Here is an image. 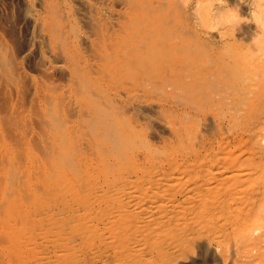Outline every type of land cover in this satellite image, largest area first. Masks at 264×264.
I'll use <instances>...</instances> for the list:
<instances>
[{"label":"bare ground","instance_id":"6f19581e","mask_svg":"<svg viewBox=\"0 0 264 264\" xmlns=\"http://www.w3.org/2000/svg\"><path fill=\"white\" fill-rule=\"evenodd\" d=\"M40 1L44 13L32 15L33 29L51 63L38 68L39 76L30 74L25 63L35 42L21 52L19 31L0 29V264H91L88 253L98 259L111 247L116 255L109 264H128L106 228L116 227L120 219L131 222L132 217L144 226H159L191 205L213 203L219 213L248 210L247 217L241 216L244 236L238 242L245 240L248 248L243 249L251 252L259 249L251 256L262 254L264 133L258 129L244 151L246 160L240 155L219 162L216 172L214 167L193 174L183 169L186 183L154 180L133 187L131 181H119L126 178L119 169L128 149L146 137L145 128L135 129L125 107L135 98L147 100L149 94L141 93H146V85L155 86L154 68L159 72L178 50L174 41L163 38L151 47L149 36L162 30L171 36L177 32L172 23L191 15L196 18L193 26L182 24L178 32L194 31L197 45L217 43L218 35L198 33L200 15L222 14L225 7L204 0H101L107 4L102 13L91 6L97 0H81L102 15H69L71 0ZM116 5H125L131 15H120ZM58 80L63 88L56 85ZM176 133L189 136L183 126ZM157 153L175 154L165 148ZM69 173L72 178L58 185L57 179ZM99 176L103 178L97 180ZM191 176L202 182L192 185ZM248 181L253 182L250 191L243 186ZM159 213L164 215L156 218ZM200 224L193 222L194 232ZM90 233L93 242L87 240ZM119 237L126 251L138 250L129 247L127 235ZM81 240L88 243L83 246Z\"/></svg>","mask_w":264,"mask_h":264},{"label":"rangeland","instance_id":"374dc122","mask_svg":"<svg viewBox=\"0 0 264 264\" xmlns=\"http://www.w3.org/2000/svg\"><path fill=\"white\" fill-rule=\"evenodd\" d=\"M91 2L94 9L100 7L102 13L107 12L106 3L101 0ZM204 2L225 7L222 14L219 11L213 15H200L198 33L201 36L218 35L217 43L197 45L194 31L178 32L182 24L184 28L187 24L193 26L196 18L191 15L188 18L182 15L172 23L177 32L171 36L162 30L161 34L153 33L147 40L151 47L161 38L174 41L178 50L172 52L169 64L163 62L159 72L157 67L154 68L152 83L155 86L146 85V93H141V96L149 94L147 100L135 98L125 107L126 113L132 116L135 129L145 128L146 137L128 149L123 166L119 165V174L123 173L126 178L119 181H131L133 187L141 181L154 180L172 183L182 180L186 183L183 169H189L193 174L198 170L204 173L214 167L216 172L219 162L232 161L240 155L242 160H246L244 151L252 142L251 133L257 129L262 135L264 133V76L261 75L264 70V0ZM115 9L120 11V15H131L125 5H116ZM43 11L40 0H0V29L19 31L18 49L21 52L27 51L28 45L35 42L25 63L28 72L38 76V68L49 67L51 63L50 53L45 54L46 47L33 29L32 15H42ZM102 13L90 10L89 5L81 0H71L69 15ZM133 27L137 28L138 23L135 22ZM191 46H195L196 51L190 50ZM192 56L195 59L191 60ZM172 64L177 66H170ZM57 84L64 87L62 80ZM26 99H29L28 93ZM67 114L74 118L73 112L67 111ZM181 126L188 128L189 136L177 135L176 129ZM164 148L175 154L164 157L163 153H157ZM73 153L69 156H74ZM252 157L258 159L255 154ZM114 177L111 175L112 179ZM70 178L72 173L59 177L58 185ZM101 178L99 176L97 180ZM196 179L191 176L190 183L197 185L202 182L201 178ZM219 185L217 187L221 188ZM252 185L253 182L248 181L243 186L250 191ZM215 204L208 207L191 205L172 221L159 223V226H144L136 217H132L131 222L120 219L116 227L106 228V233L108 239L118 240L114 247L126 254L128 264H264L261 262L264 252L251 256L259 249L251 252L243 249L247 244L245 240V243L238 242L241 235L244 236L240 223L243 217H247L248 210L237 209L233 213L222 210L219 213L214 208ZM195 214L198 218L193 216ZM161 215L164 214L159 213L156 218ZM193 222L201 223L195 232L191 226ZM235 225L240 228L238 231L233 228ZM85 228L96 233L87 225ZM114 234L118 235L111 236ZM122 234L131 239L129 247L137 246L136 252L126 251L122 245L125 242L119 237ZM87 237L89 242H93L92 233ZM82 240L85 246L88 242ZM112 248L104 250L103 254L108 255L98 256V259L88 253L86 260L93 261L91 264H109L116 255ZM123 260L125 263V258Z\"/></svg>","mask_w":264,"mask_h":264}]
</instances>
